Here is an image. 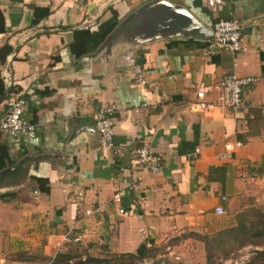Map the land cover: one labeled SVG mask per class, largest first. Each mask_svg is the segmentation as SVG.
Masks as SVG:
<instances>
[{"label": "crops", "instance_id": "crops-1", "mask_svg": "<svg viewBox=\"0 0 264 264\" xmlns=\"http://www.w3.org/2000/svg\"><path fill=\"white\" fill-rule=\"evenodd\" d=\"M152 1L0 0V118L18 95L35 126L29 142L0 134V264H28L20 253L42 246L47 254L76 236L138 253L185 231L231 227L250 208L264 212V0H165L210 30L237 19L236 53L187 30L161 4L126 20ZM228 74L255 79L242 89L241 109L189 110L197 91L216 101ZM110 105L113 144L102 149L92 116ZM235 141L231 158L218 159ZM141 146L160 156L158 171H139ZM115 193L120 203L84 215Z\"/></svg>", "mask_w": 264, "mask_h": 264}, {"label": "built area", "instance_id": "built-area-1", "mask_svg": "<svg viewBox=\"0 0 264 264\" xmlns=\"http://www.w3.org/2000/svg\"><path fill=\"white\" fill-rule=\"evenodd\" d=\"M212 40L217 48L225 49L231 53H236L242 49L241 24L235 18L220 19L216 21L211 28ZM134 79L138 84H145L146 79L142 69L136 67L134 69ZM253 77H239L235 74L225 75L218 83L217 88L219 95L216 101H207L203 91L196 92V100L190 104L189 110L192 112H204L213 108L239 110L243 107L241 99L242 89L249 83L254 82ZM7 110L0 118V134L14 137H21L23 141L29 142L35 137V126L30 123L24 116V101L18 95L11 96L7 102ZM116 108L114 105L106 106L93 114L95 130L98 134L99 146L102 149H110L113 144V136L115 132L114 113ZM241 146L239 141L224 143L223 151L218 155V159H230L233 152ZM197 152V150H196ZM135 163L139 171L156 172L159 170L160 156L154 154L147 146H141L135 149ZM124 173L130 174L129 170L125 169ZM140 175L137 173L128 184L133 187L140 180ZM76 198L80 201L82 193H77ZM221 201L225 197H220ZM121 201V196L118 193L112 195L107 203L95 209H86L85 216H92L102 212L105 207L113 204H118ZM118 213L126 216L127 212L119 208ZM216 215L225 213L221 205L214 208ZM143 238H146V232L140 229ZM76 236L71 238L72 241L79 240ZM247 260V257H246ZM243 262V261H241ZM236 264H243V263Z\"/></svg>", "mask_w": 264, "mask_h": 264}, {"label": "trees", "instance_id": "trees-1", "mask_svg": "<svg viewBox=\"0 0 264 264\" xmlns=\"http://www.w3.org/2000/svg\"><path fill=\"white\" fill-rule=\"evenodd\" d=\"M3 90L0 89L2 94ZM42 183L43 180L36 179ZM43 191H48V187H43ZM235 224L213 234H200L194 231L184 234V238L193 237L201 241L205 249L206 264H223L217 259L219 254L222 259H226L234 251H237L248 244H256V240L264 236V212L257 208H250L237 213L234 216ZM92 244H88L91 246ZM105 247V246H104ZM149 249L146 248L139 253L123 252L111 255L107 258L94 257L85 252L84 257L77 250L59 251L49 258L51 264H140L148 258ZM219 256V257H220ZM243 264H264V249H254L252 255Z\"/></svg>", "mask_w": 264, "mask_h": 264}, {"label": "rangeland", "instance_id": "rangeland-1", "mask_svg": "<svg viewBox=\"0 0 264 264\" xmlns=\"http://www.w3.org/2000/svg\"><path fill=\"white\" fill-rule=\"evenodd\" d=\"M189 232L190 231H185L173 236L169 240H164L165 242H161L159 244H151L147 247L149 249V257L140 262V264H185L184 259L186 258L190 261L186 262L188 264H206L203 243L193 237L184 238L183 235ZM42 241L44 243L47 242L46 235H43L42 239H37L38 244L40 243L39 245H41ZM89 243L92 245L88 246ZM168 245H171L172 247L173 245L178 246L180 247V250L176 251L175 249H169L167 247ZM251 248L253 250L264 249V236L256 240V244L245 245L241 249L234 251L226 259H222L218 254L216 260L223 264H236L237 262L240 263L241 261L246 262L252 255L253 250ZM48 250V253L45 254L43 252L42 246H36V248L24 251L19 255L28 264H51V262L45 259L44 256L51 258L59 251L77 250V253H81L83 255L82 257H84V253L87 252L91 256L101 258H107L111 255L123 253L119 252L118 249H110L106 244H104V242H91L82 238L77 241H72L71 239L65 240ZM177 256L180 257V260H175Z\"/></svg>", "mask_w": 264, "mask_h": 264}, {"label": "water", "instance_id": "water-1", "mask_svg": "<svg viewBox=\"0 0 264 264\" xmlns=\"http://www.w3.org/2000/svg\"><path fill=\"white\" fill-rule=\"evenodd\" d=\"M156 4L164 5L172 13V15H174L175 18L185 23V27L187 28V30H194L196 34H204V35L211 34L212 35V31L210 29L205 27L198 19H196L193 15L187 12L183 7L178 6V5H173L172 3H169L165 0H154L152 2H149L143 5L142 7L137 9L135 12L130 14L126 20L130 19L136 14H139L140 12Z\"/></svg>", "mask_w": 264, "mask_h": 264}]
</instances>
